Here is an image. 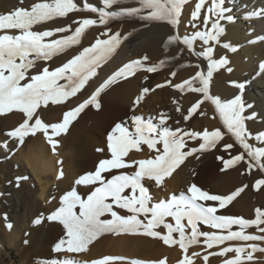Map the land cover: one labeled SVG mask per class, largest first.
I'll return each mask as SVG.
<instances>
[{"label":"snow or ice","instance_id":"snow-or-ice-1","mask_svg":"<svg viewBox=\"0 0 264 264\" xmlns=\"http://www.w3.org/2000/svg\"><path fill=\"white\" fill-rule=\"evenodd\" d=\"M125 2L126 0H102V7L84 3L81 9L75 0H39L30 8L17 7L10 13L0 15V30H17L19 33L0 35V114L17 109L24 115L18 127L8 132L9 137L23 144L26 137L40 131L47 137L55 152L58 141L53 137L65 133L70 123L89 105L99 109V98L110 85L132 77L140 68L154 73L157 68L169 62L162 60L159 64L149 66L145 63L149 57L144 56L125 63L104 79L88 99L65 111L61 122H42L37 113L41 105L49 106V102L60 105L76 96L92 77L97 76V70L112 56L122 39L133 34L129 32L122 36L119 31L113 32L108 27L112 21L139 19L145 22L142 27L156 22H167L175 29L182 22V9L188 0H136L137 7H114ZM205 3L206 0H197L195 3V10L188 21V25L194 30L182 36L169 35L166 46L186 45L192 55L206 61V72L201 69L200 64H196L195 67L201 70L196 71L189 79L174 85H171V81L166 83L180 92L187 90L202 94V98L192 103L187 115L183 116L185 121L194 113L205 115L202 105L205 101H210L215 106L226 132L219 127L202 131H190L180 127L172 129L167 123L171 119L167 113H161L158 122H153L151 117L145 119L142 115L134 114L129 118L131 128L127 122L116 123L107 138L110 158L99 160L94 171L79 176L71 190L59 197V206L55 210L46 217L41 213L34 219V225L45 221L62 225V235L52 249L54 254L59 255L56 258L38 260L37 264H123L127 260L124 256L106 255L99 259L81 260L74 255H63L86 254L90 251L89 245L98 237L121 233L143 234L160 239L164 245H179L184 255L177 264H200V253L190 252L191 246L204 247L203 264H210V256L223 257L222 264H243L244 261L257 264L253 254L264 253V247L256 243L264 242V210L257 208L255 219L220 214L221 210H227L244 188H237L230 194H211L196 183H191L186 191L158 200L149 191V186L162 190L165 178L172 176L188 157L196 155L199 159L198 154L216 149L222 144L226 134L233 137L243 151L230 159L218 156L217 159L222 161L224 169L245 160L246 154L248 168H257L264 172V146L249 143L250 138L264 143V131L253 134L246 125L247 121L258 120V114L249 111L254 108V104L246 103L243 98L245 84L230 81V84L238 88L237 94L230 99L210 92L214 73L221 69L229 73L233 71L228 66L230 61L227 56H215L216 46L221 45V37L225 33L220 21H230L232 17H225L223 0H211L207 12L202 15L201 10ZM81 10L97 14L98 20L83 18L75 27L67 25L48 30H33L34 25H41L45 21L52 22L56 17H67L69 13ZM97 23L104 26V31L95 36L90 45L83 46L82 39L86 37V29ZM201 25L203 30H200ZM197 42L202 50H197ZM254 42L255 40L249 41ZM75 46H80V50L73 53ZM222 46L232 52L237 50L228 43ZM61 55L65 57V62L50 68L47 62ZM176 58L172 57L173 60ZM171 75L175 76L176 72ZM162 87L161 84L156 85V88ZM149 91L148 87L140 91L133 103L134 108ZM174 104L175 110L180 112L179 104L176 101ZM49 129L52 130L51 135ZM189 141L195 142L197 146H189ZM145 145L149 150H154L152 157L134 159L129 156L130 150L141 151ZM3 147L7 149V142ZM233 147L232 143H226L222 150L227 152ZM97 151L102 152L103 149ZM134 166V171H120L110 178L104 175L112 170L131 169ZM63 175V171H60L57 179ZM27 179L26 176L17 177V187L21 181ZM78 185L94 187L82 194L77 190ZM262 185L264 178L257 179L255 187L259 189ZM120 210L126 212L122 214ZM6 226L12 227L10 223ZM161 226L166 232L160 231ZM233 226H238V230L233 231ZM252 226L256 227L258 234L246 232ZM174 234H178V238ZM235 241L246 243L235 246L230 243ZM24 243L28 244L29 240L26 239ZM214 247L218 251H212ZM230 253L235 255L229 256ZM127 264H165V260L131 259L127 260Z\"/></svg>","mask_w":264,"mask_h":264},{"label":"bare ground","instance_id":"bare-ground-1","mask_svg":"<svg viewBox=\"0 0 264 264\" xmlns=\"http://www.w3.org/2000/svg\"><path fill=\"white\" fill-rule=\"evenodd\" d=\"M96 1L95 7L103 6L99 0ZM36 2L39 0H0V15L10 13L17 7L30 8ZM196 2L197 0H188L182 9V22L175 29L167 22H156L142 27L145 22L127 18L112 21L108 25L113 32L119 31L122 36L129 32L133 34L127 39H122L112 59L107 64L101 65V68L97 70V76L92 77L76 96L70 97L60 105H52L51 102H49V106L41 105L37 109V113L42 122L50 124L61 120L63 116L60 114L72 106L76 107L85 98L88 99L104 79L125 63L142 59L144 56L149 57V60L145 62L149 66L159 64L162 60L169 62L157 68L154 73H148L146 69L140 68L132 77L110 85L99 98L100 111L89 105L70 123L65 133L53 137L58 141L55 152L52 150V145L48 143L47 137L40 131L26 137L23 144L7 135L24 119V115L19 110L13 109L12 112L0 114V214L2 215L0 219V264H37L38 260L56 258L59 255L54 254L52 249L54 243L62 235V225L58 222L46 221L40 225H34L33 221L41 213L46 217L55 210L59 206V197L71 190L74 181L79 176L94 171L99 160L110 158L107 138L116 123L127 122L131 128L129 118L132 115L144 116L145 114L142 113L148 111L150 113L151 107L155 105V110H151V113L158 114L154 116L155 122H158L161 114L158 112L167 113L171 117L167 123L172 129L180 127L190 131H202L219 127L226 132L219 114L215 111V106L210 101H205L202 105L205 115L193 116L191 127H189L190 120L185 121L183 116L192 103H195L198 98H202V94L190 91L183 94L171 86L189 79L198 70L203 69L206 72V61L192 55L186 45L166 46L169 35L179 34L182 36L186 33L190 34L194 30L188 25V21L191 19V13L195 10ZM210 2L211 0H206L205 10L210 6ZM137 6L136 0H126L125 3L114 7ZM222 8L225 9V17L231 16L232 20L223 19L220 21L225 28V33L221 37V45L216 46L215 56L217 58L227 56L230 61L228 66L233 71L229 73L221 69L214 73L210 92L221 98L230 99L237 94L238 88L229 82L244 83L243 98L246 103L254 104V108L249 111L258 114V120L247 121L246 125L251 133H259L264 131V64H261L264 62V0H223ZM67 19L70 20L69 17ZM66 22L65 19L45 21L41 25H34L33 30L54 29ZM134 29L135 31H133ZM200 30H203V25L200 26ZM103 31L104 26H92L86 30L84 39L88 40L87 38L95 37ZM2 34L15 35L19 33L17 30H0V35ZM253 40H255L254 43H249ZM224 43L236 47L237 50L232 52L224 48L222 46ZM197 50H202L199 42H197ZM75 52L74 47L73 53ZM59 57L58 59H60ZM172 57L177 58L173 60ZM47 64L53 68L54 60ZM196 64H200L201 69L196 68ZM172 72H176V75L172 76ZM166 81H171V85ZM157 84H161L163 87L156 88ZM142 86H148L150 91L146 93L144 97L146 99L143 98L134 108L133 103ZM174 101L179 104L180 112L175 110ZM150 102L152 103L150 104ZM149 113L143 118H152ZM51 132L52 130L49 129V135ZM231 141L235 142L234 138L226 134L222 144L218 145L216 149L198 154L199 159L196 158V155L188 157L172 176L165 178L162 190L154 187L153 191H150L151 194L157 200L168 199L172 194L178 195L180 191H186L191 183H196L197 186L211 194H230L237 188H244L227 207V210H221V212L232 216H242L244 219H255V210L257 208L264 210V185L259 189L255 187L256 180L264 178V172L252 168L251 175L253 174V176H249L246 154L245 160L224 169L222 161L217 159L218 156L230 159L243 151L236 142L237 147L233 149V154L223 151V144ZM5 142H7V149L3 147ZM188 143L189 146H197L195 142L189 141ZM249 143L254 146H264V143L251 138ZM158 147H162V145H158ZM97 149H103V151L98 152ZM153 155L154 150H149L146 145L141 151L132 149L129 153V156L134 159L150 158ZM131 169L112 170L104 175L106 178H110L113 174ZM60 171H63L64 175L57 179ZM27 175L28 179L21 181L19 187H15V178L27 177ZM245 185L247 187H244ZM76 187L78 192L83 194L94 186L78 185ZM128 191L130 192V190ZM9 207L12 209H8ZM5 214L7 220H5ZM8 223L12 225L11 228L6 226ZM246 230L248 233L257 232L255 226ZM26 239L29 240L28 244L24 243ZM259 245L264 247V243H259ZM177 246L179 247V245ZM178 247L164 245L160 239L143 234H104L89 245L90 251L86 254L64 253L63 255H74L78 259L81 257L82 260L114 255L124 256L127 260L164 259L171 262L181 256L183 258L184 252ZM200 249L203 251L204 247ZM196 252L200 253L201 251L196 250ZM201 258L200 260L203 261ZM255 258L257 264H264V253H255ZM127 260L123 264H127ZM209 261L210 264H222V260L219 258H210ZM243 264H250V262H243Z\"/></svg>","mask_w":264,"mask_h":264},{"label":"rangeland","instance_id":"rangeland-1","mask_svg":"<svg viewBox=\"0 0 264 264\" xmlns=\"http://www.w3.org/2000/svg\"><path fill=\"white\" fill-rule=\"evenodd\" d=\"M91 1V2H90ZM75 2L78 4V6L81 8V9H83V5H84V3H88V4H92L93 6H95V3L97 2L96 0L94 1V0H75ZM99 2L100 3H102V0H99ZM207 12V10H205L204 8L201 10V14L203 15L204 14V12ZM81 12V13H80ZM74 12H72V13H69V15L67 16V17H56L55 19H54V21H57V20H60V19H65V20H67V22L64 24V25H61V26H67V25H73V27H75V26H77L78 25V23H79V21L81 20V19H83V17L84 18H93V19H97L98 20V15L97 14H95V13H91V12H88L87 10H81V11H75V13L73 14ZM91 15V16H90ZM70 18V20L68 21V19L67 18ZM76 20H78V21H76ZM71 21V22H70ZM76 24H75V23ZM97 25H99V23H97L96 24V26ZM56 26V25H55ZM57 26H59V24H57ZM94 27H95V25H93ZM102 26V25H101ZM60 27V26H59ZM90 27H92V26H90ZM87 30V29H86ZM70 34V33H69ZM86 38V37H85ZM94 37H90V38H87L88 40H86V39H82V44H83V46H85V45H90V43H92V42H94L93 39ZM89 39H91V40H89ZM86 43V44H85ZM80 50V46H75V50H76V52H77V50ZM118 49V48H117ZM116 49V50H117ZM78 50V51H79ZM116 52V51H115ZM115 52L112 54V56L115 54ZM112 56L111 57H109V59L103 64V65H105V64H107L108 62H109V60L110 59H112ZM60 59H56V58H54L53 60H54V65H53V68L54 67H56V66H60L61 65V63L62 62H65V57L63 56V55H61L60 57H59ZM56 60V61H55ZM59 63V64H58ZM102 65V66H103ZM142 69H146V68H142ZM144 87H148V86H142L141 87V89H140V91L144 88ZM140 91H139V93H140ZM182 93V92H181ZM184 93H188V91H184L183 92V94ZM139 95V94H138ZM146 95V94H145ZM145 95H144V97H145ZM86 99V98H85ZM84 99V100H85ZM144 99H146V98H144ZM83 100V99H82ZM83 100V101H84ZM83 101H81V102H83ZM149 102V101H148ZM152 102H150V104H151ZM71 108H73V106L71 107ZM70 108V109H71ZM101 108V107H100ZM100 108L99 109H97L98 111H100ZM152 109L151 110H155V105H153L152 107H151ZM154 108V109H153ZM151 110H150V113H149V111L147 112V113H149L150 115L149 116H152V118H153V122H155V119H154V116L155 115H158L157 113L156 114H153V113H151ZM199 111V110H198ZM60 113H63V112H60ZM147 113H142V114H145L144 116H146L147 115ZM158 113H163L162 111L161 112H158ZM187 113H188V111H187ZM187 113L185 114V115H187ZM63 116V114H60V116ZM196 115H198V114H196V113H194L193 114V116H196ZM143 116V117H144ZM192 116V117H193ZM192 117H189V120H190V126L189 127H191V124H192V120H191V118ZM197 117H200V115H198ZM193 119V118H192ZM62 121V118H61V120H59L58 122H61ZM51 130V129H50ZM62 134V133H61ZM60 135V134H59ZM55 137V136H54ZM233 142V143H232ZM226 143H232L233 145H234V147H233V149H235L236 147H237V144L234 142V141H231V142H226ZM233 149H231V150H229L228 152L230 153V154H233ZM222 157H224V156H222ZM224 159H226L225 157H224ZM135 170V168H132L130 171H134ZM252 170L253 169H249L248 168V170H247V172H249V176H253V174L251 175V173H252ZM129 171V172H130ZM21 176V175H20ZM27 177H28V175H27ZM29 177H30V175H29ZM249 178V177H248ZM16 179H17V177L15 178V183H16ZM256 179V178H255ZM36 183V182H35ZM17 185L15 184V187H16ZM153 188L154 187H152V186H149V191H153ZM151 193V192H150ZM2 195V194H1ZM176 195V194H175ZM8 209H12L11 207H9ZM121 211V210H120ZM121 212H126V210H122ZM220 214H223L222 212L220 213ZM236 217H241L242 218V216H236ZM2 218V215L0 214V219ZM169 221L171 222V218H169ZM174 222V221H173ZM186 222V221H185ZM235 230L238 228V226H235V227H233ZM160 229H162V230H160L161 232L163 231V232H165L166 230L165 229H163L162 228V226H161V228ZM233 229V231H235ZM204 230H208V231H211L212 229H207V228H205ZM238 230V229H237ZM246 232H248L247 230H246ZM251 234H257L258 232H250ZM121 234H124V233H121ZM135 235H137V234H135ZM138 235H141V234H138ZM175 236V238H177L176 237V235H178V234H174ZM59 239V238H58ZM236 242V243H235ZM235 242H230V243H232L234 246L235 245H240V244H243V242H241V241H235ZM202 243V242H201ZM257 243H264V242H257ZM170 246V245H169ZM172 246V245H171ZM176 247H178L177 245H176ZM193 247V248H192ZM178 248H180V247H178ZM197 248H199V249H197ZM200 248H203V247H196V246H191V248H190V252L191 251H193V250H195V252H196V250H200L201 252H200V256L202 257L203 256V254L205 253V250H203L204 251V253H203V251L200 249ZM215 248V247H214ZM181 249V248H180ZM183 250V249H182ZM212 251H218V249H214V250H212ZM228 255H230V256H234L235 255V253H231V254H228ZM254 255V257H255V253L253 254ZM200 257V258H201ZM203 258V257H202ZM201 258V259H202ZM210 258H219L220 260H223V257H220V256H216V257H209V259ZM79 259H81V257H79ZM180 259H182V256L181 257H179V258H177V259H175V260H173V261H171V262H169V260H165V261H167V263H165V264H177V263H175L176 261H178V260H180ZM82 260V259H81ZM148 261V260H147ZM150 261V260H149ZM151 261H155V260H151ZM244 262H247V261H244ZM203 263V261L202 260H200V264H202Z\"/></svg>","mask_w":264,"mask_h":264}]
</instances>
